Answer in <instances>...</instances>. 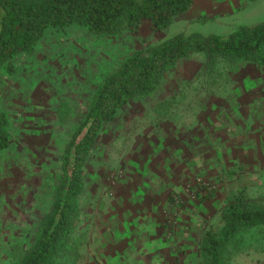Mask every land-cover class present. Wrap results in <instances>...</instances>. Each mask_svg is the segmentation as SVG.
<instances>
[{"label": "rangeland", "instance_id": "rangeland-1", "mask_svg": "<svg viewBox=\"0 0 264 264\" xmlns=\"http://www.w3.org/2000/svg\"><path fill=\"white\" fill-rule=\"evenodd\" d=\"M263 21L264 0H194L159 31L146 19L115 35H95L76 25L48 31L30 52L10 59L11 72L0 68V110L7 116L9 138L0 150V264H11L30 247L64 175V148L105 75L129 54L166 37L225 35L237 25ZM132 116L142 119L133 123ZM142 121L149 125L145 131L157 126L158 135L143 141L157 148V157L167 158L174 144V137L167 139L169 127L174 135L184 131L181 136L192 139L197 134L203 148V167L197 168L189 153L184 158L185 195L169 193L163 204L169 216L161 214L163 228L164 220L171 222L163 238L171 239L180 223L193 245L189 264H203V233L219 232L229 196L242 189L249 205L264 203V68L239 60L207 64L201 54L192 53L177 60L151 93L119 108L99 130L83 164L74 232L82 243V225L102 196L113 195L125 160L121 146ZM186 146L193 147L189 141ZM222 247V264H264V227L241 231Z\"/></svg>", "mask_w": 264, "mask_h": 264}, {"label": "trees", "instance_id": "trees-1", "mask_svg": "<svg viewBox=\"0 0 264 264\" xmlns=\"http://www.w3.org/2000/svg\"><path fill=\"white\" fill-rule=\"evenodd\" d=\"M194 0H0V68L11 72V58L30 52L48 31L62 32L76 25L95 35H115L136 29L146 19L154 31L169 25ZM201 54L207 64L216 60L244 61L264 68V21L237 25L225 35L166 37L135 51L105 75L94 89L82 121L64 148V175L53 188L51 202L42 214L30 247L11 264H77L82 245L74 235L86 155L103 124L127 101L151 93L163 74L180 58ZM6 114L0 110V150L8 146ZM223 221L217 234L203 233V264H222L224 243L241 231L264 227V203L249 205L243 190L232 193L220 212Z\"/></svg>", "mask_w": 264, "mask_h": 264}, {"label": "crops", "instance_id": "crops-1", "mask_svg": "<svg viewBox=\"0 0 264 264\" xmlns=\"http://www.w3.org/2000/svg\"><path fill=\"white\" fill-rule=\"evenodd\" d=\"M169 117L173 115L164 118L169 120ZM140 119L132 116L130 121L136 123ZM148 126V122L142 121L132 128L121 146L125 157L121 162L124 163L121 177L113 195L107 199L102 196L99 206L90 210L83 223L85 241L79 249L81 256L77 264H189L192 261L193 245L184 238L186 229L180 223L173 227L171 239H164L161 209L169 193L185 195L181 190V184L188 178L184 158L193 155L196 167H203L199 156L203 148L198 146L197 134L192 139L182 137L184 131L174 135L169 127L165 130L170 138H166L174 137L171 140L174 144L167 158L157 157L153 152L157 148L143 142L151 134L159 133L157 126L145 131ZM188 141L193 147L186 146Z\"/></svg>", "mask_w": 264, "mask_h": 264}, {"label": "built area", "instance_id": "built-area-1", "mask_svg": "<svg viewBox=\"0 0 264 264\" xmlns=\"http://www.w3.org/2000/svg\"><path fill=\"white\" fill-rule=\"evenodd\" d=\"M173 203L174 204H177L178 203V200H176V199H174V201H173ZM161 214H163L164 216H169L168 215V207H166V208H163L162 210H161ZM164 221H166L167 223H165V236H169V234H170V225H168L169 223L171 224V222H170V220L169 219H166V220H164ZM171 221H172V217H171Z\"/></svg>", "mask_w": 264, "mask_h": 264}]
</instances>
